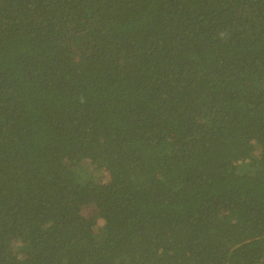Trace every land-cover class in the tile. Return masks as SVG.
<instances>
[{"label":"trees","instance_id":"obj_1","mask_svg":"<svg viewBox=\"0 0 264 264\" xmlns=\"http://www.w3.org/2000/svg\"><path fill=\"white\" fill-rule=\"evenodd\" d=\"M8 236L0 264H264V0H0Z\"/></svg>","mask_w":264,"mask_h":264},{"label":"clouds","instance_id":"obj_2","mask_svg":"<svg viewBox=\"0 0 264 264\" xmlns=\"http://www.w3.org/2000/svg\"><path fill=\"white\" fill-rule=\"evenodd\" d=\"M0 248L3 250L2 255L8 257L16 250V244L8 236L2 243H0Z\"/></svg>","mask_w":264,"mask_h":264},{"label":"rangeland","instance_id":"obj_3","mask_svg":"<svg viewBox=\"0 0 264 264\" xmlns=\"http://www.w3.org/2000/svg\"><path fill=\"white\" fill-rule=\"evenodd\" d=\"M97 182H100V181H97Z\"/></svg>","mask_w":264,"mask_h":264}]
</instances>
